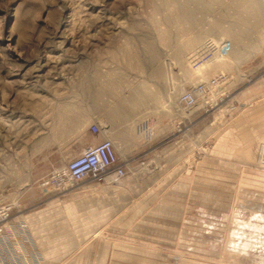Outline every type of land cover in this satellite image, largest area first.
Here are the masks:
<instances>
[{
	"label": "crops",
	"instance_id": "crops-1",
	"mask_svg": "<svg viewBox=\"0 0 264 264\" xmlns=\"http://www.w3.org/2000/svg\"><path fill=\"white\" fill-rule=\"evenodd\" d=\"M210 33H197L194 39ZM239 38L244 37H233ZM173 40L179 46L181 32ZM91 58L92 64L78 66L76 108L74 101L60 99L56 111L46 109L35 152L47 172L54 164V147L72 144L81 152L104 139L112 142L117 164L126 171L131 164L175 168L196 153L188 163L195 171L189 180H175L169 187L166 180L159 181L163 187L148 192L120 217L119 208H126L137 193L129 179L108 184L86 180L77 192L59 196L39 186L41 176L36 177L21 205L29 207L22 216L40 264H213L214 234L222 230L215 209L232 204L253 210L250 220L264 217V193L255 185L262 180L236 165L253 164L255 144L264 143V77L248 84L228 82V89L238 91L215 116L201 105L186 110L178 104L181 76L176 67L167 82L164 66L135 68L134 52L126 48L95 50ZM240 66L241 61L233 72ZM91 125H97V134ZM234 170L238 175L232 182ZM183 233L188 241L182 240Z\"/></svg>",
	"mask_w": 264,
	"mask_h": 264
},
{
	"label": "rangeland",
	"instance_id": "rangeland-1",
	"mask_svg": "<svg viewBox=\"0 0 264 264\" xmlns=\"http://www.w3.org/2000/svg\"><path fill=\"white\" fill-rule=\"evenodd\" d=\"M208 30L212 33L194 39ZM175 32L182 34L179 46L173 40ZM239 36L244 38L233 39ZM208 39L218 42L220 58L191 68L186 54ZM263 47L264 0H0V205H14L13 218L29 228L22 216L29 207L23 208L21 200L33 179L41 176L40 186L52 169L80 153L72 144L54 147V164L47 172L35 145L47 107L56 111L64 99L74 101L76 108L78 66L92 64L95 50H132L135 68L161 64L167 82L176 67L181 76L179 95L198 82L225 75L211 95L208 112L216 116L238 91L228 89V82L230 86L236 81L248 84L264 77ZM240 61L239 70L233 72ZM260 145L264 143L254 146L253 164L236 165L241 173L260 178L262 184L255 185L264 193V164L257 161ZM197 155L193 153L192 158ZM192 158L175 168L131 164L121 180H131L137 193L126 208L125 204L119 208V217L148 192L163 187L159 181L166 180L169 187L175 180H189L195 171L194 164H188ZM260 160H264L262 151ZM230 174L234 182L238 172ZM248 180L247 186L253 189ZM215 213L222 230L214 234L213 264H264V217L261 222L250 220L253 210L232 204L218 207ZM57 236L62 240V234ZM182 240L188 241V234L183 233ZM56 251L61 255L62 250ZM182 255L188 256L184 251Z\"/></svg>",
	"mask_w": 264,
	"mask_h": 264
},
{
	"label": "built area",
	"instance_id": "built-area-1",
	"mask_svg": "<svg viewBox=\"0 0 264 264\" xmlns=\"http://www.w3.org/2000/svg\"><path fill=\"white\" fill-rule=\"evenodd\" d=\"M264 50V47H263ZM222 50L216 40H204L194 50L186 54L185 62L191 68L197 69L206 63L220 58ZM226 76L219 74L209 80L198 82L178 97V104L186 110L201 105L206 112L212 109L211 95L225 80ZM89 130L97 134V125H91ZM264 145L257 149L259 163ZM126 168L117 164L114 146L109 139L85 147L77 156L63 166L54 168L41 180L40 186L50 189L60 195L73 193L80 184L91 180L97 184H108L124 178ZM14 205H0V264H40L42 261L39 250L23 221L13 223Z\"/></svg>",
	"mask_w": 264,
	"mask_h": 264
},
{
	"label": "bare ground",
	"instance_id": "bare-ground-1",
	"mask_svg": "<svg viewBox=\"0 0 264 264\" xmlns=\"http://www.w3.org/2000/svg\"><path fill=\"white\" fill-rule=\"evenodd\" d=\"M262 152H264V149H262Z\"/></svg>",
	"mask_w": 264,
	"mask_h": 264
}]
</instances>
